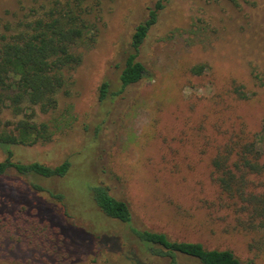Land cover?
<instances>
[{"label":"rangeland","instance_id":"rangeland-1","mask_svg":"<svg viewBox=\"0 0 264 264\" xmlns=\"http://www.w3.org/2000/svg\"><path fill=\"white\" fill-rule=\"evenodd\" d=\"M47 1L0 0V17ZM87 1L98 3L96 40L83 50L56 108L35 107V119L61 124L60 132L47 143L11 147L22 162L69 159L70 171L52 179L8 172L0 177V210L40 208L64 231L86 232L102 247L98 236L123 234L110 221L100 227L90 221L102 215L89 186L103 184L128 204L137 227L230 249L243 264H264V233L234 229L224 209L233 207L211 165L227 136L264 128V0H170L141 49L146 75L104 102L99 85L107 80L117 88L134 28L157 0ZM197 65L204 66L199 74L192 71ZM237 86L247 99L233 92ZM2 117L15 118L8 109ZM5 157L0 148V161ZM31 182L64 198L36 191ZM260 182L263 191L264 177ZM63 234L84 255L77 235Z\"/></svg>","mask_w":264,"mask_h":264},{"label":"trees","instance_id":"trees-1","mask_svg":"<svg viewBox=\"0 0 264 264\" xmlns=\"http://www.w3.org/2000/svg\"><path fill=\"white\" fill-rule=\"evenodd\" d=\"M170 0H157L148 7L146 18L131 35L129 48L112 89L107 80L98 87L100 102L114 98L146 75L140 60L141 49ZM97 2L87 0H49L27 7L12 17H0V148L6 157L0 161V177L12 171L30 178H62L71 162L56 165L39 161L22 162L14 158L12 146H33L50 142L61 124L35 119V107L42 112L57 106V95L72 82V73L82 62L83 50L91 47L98 34ZM203 65L192 68L201 73ZM233 92L242 99L247 95L239 86ZM8 109L14 119L3 118ZM213 177L233 220L234 229L264 233V128L248 136L240 129L227 136L211 159ZM36 191H48L62 199L63 194L46 190L36 182ZM92 200L102 221L90 220L97 227L103 220L122 226L123 234L97 237L105 246L98 247L92 235L74 230L66 232L47 219L40 208L0 210V264H243L230 249L206 248L200 242L171 239L166 233L133 224L128 204L111 195L103 184L89 186ZM104 217V218H103ZM103 228V226L101 227ZM72 229V230H71ZM62 230V231H61ZM75 234L84 242L80 255L67 241ZM119 237V238H118ZM107 240L115 242L107 245Z\"/></svg>","mask_w":264,"mask_h":264}]
</instances>
